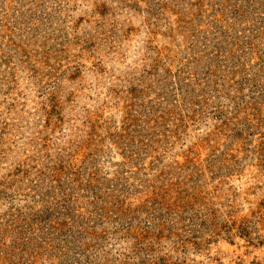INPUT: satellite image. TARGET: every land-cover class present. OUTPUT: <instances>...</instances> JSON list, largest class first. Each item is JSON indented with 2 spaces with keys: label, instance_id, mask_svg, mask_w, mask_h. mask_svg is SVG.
I'll use <instances>...</instances> for the list:
<instances>
[{
  "label": "rangeland",
  "instance_id": "obj_1",
  "mask_svg": "<svg viewBox=\"0 0 264 264\" xmlns=\"http://www.w3.org/2000/svg\"><path fill=\"white\" fill-rule=\"evenodd\" d=\"M0 264H264V0H0Z\"/></svg>",
  "mask_w": 264,
  "mask_h": 264
}]
</instances>
